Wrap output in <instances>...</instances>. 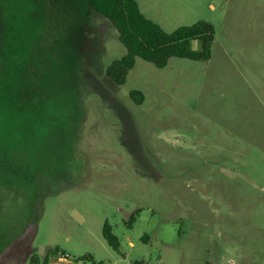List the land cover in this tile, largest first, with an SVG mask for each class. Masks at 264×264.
Listing matches in <instances>:
<instances>
[{
    "label": "rangeland",
    "instance_id": "374dc122",
    "mask_svg": "<svg viewBox=\"0 0 264 264\" xmlns=\"http://www.w3.org/2000/svg\"><path fill=\"white\" fill-rule=\"evenodd\" d=\"M135 1L167 33L210 23V59L117 86L83 0H0V264H264V0Z\"/></svg>",
    "mask_w": 264,
    "mask_h": 264
},
{
    "label": "trees",
    "instance_id": "16d2710c",
    "mask_svg": "<svg viewBox=\"0 0 264 264\" xmlns=\"http://www.w3.org/2000/svg\"><path fill=\"white\" fill-rule=\"evenodd\" d=\"M83 2L116 29L118 40L126 51L125 55L113 61L106 71L107 77L117 86L125 83L137 58L162 69L173 57L193 61H208L211 57L214 30L208 22L199 21L167 33L141 13L135 0H83ZM193 41L199 42L198 50L190 48ZM130 97L136 104H141L144 100L143 94L138 91L130 92ZM9 100H11L9 103L5 102L6 107H14L13 100ZM3 105L4 103L0 105V109ZM131 221H134L133 216ZM102 235L107 244L117 251L118 239L107 224L103 227ZM47 262L48 258L45 257L43 264Z\"/></svg>",
    "mask_w": 264,
    "mask_h": 264
},
{
    "label": "water",
    "instance_id": "95a60500",
    "mask_svg": "<svg viewBox=\"0 0 264 264\" xmlns=\"http://www.w3.org/2000/svg\"><path fill=\"white\" fill-rule=\"evenodd\" d=\"M73 216H74L76 219L80 220V217H79V215H78V214H76L75 212L73 213Z\"/></svg>",
    "mask_w": 264,
    "mask_h": 264
},
{
    "label": "built area",
    "instance_id": "2783aa9c",
    "mask_svg": "<svg viewBox=\"0 0 264 264\" xmlns=\"http://www.w3.org/2000/svg\"><path fill=\"white\" fill-rule=\"evenodd\" d=\"M63 257H67V255H63Z\"/></svg>",
    "mask_w": 264,
    "mask_h": 264
}]
</instances>
